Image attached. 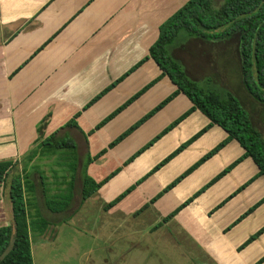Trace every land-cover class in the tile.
I'll return each instance as SVG.
<instances>
[{
    "label": "crops",
    "instance_id": "obj_1",
    "mask_svg": "<svg viewBox=\"0 0 264 264\" xmlns=\"http://www.w3.org/2000/svg\"><path fill=\"white\" fill-rule=\"evenodd\" d=\"M186 1L0 0V161L26 156L39 135H67L81 183L88 157L86 174L103 182L76 213L91 201L111 229L133 219L144 235L184 232L216 264H264V175L149 56ZM186 47L174 56L204 79ZM246 105L263 133L264 106ZM11 224L0 185V227Z\"/></svg>",
    "mask_w": 264,
    "mask_h": 264
},
{
    "label": "trees",
    "instance_id": "obj_2",
    "mask_svg": "<svg viewBox=\"0 0 264 264\" xmlns=\"http://www.w3.org/2000/svg\"><path fill=\"white\" fill-rule=\"evenodd\" d=\"M189 40L200 42L197 53H192L193 58L197 59L198 54L205 55L207 48H212L224 54L227 60L235 59L249 100L264 106V0H224L218 8L212 7L211 0H187L160 25L158 38L149 50V56L157 63L162 75L177 87L175 93H184L192 102V110H200L229 138L237 140L245 150L244 156L251 157L264 175V136L253 120L255 111H251L250 106L235 94L210 88L215 75L209 73V78L206 76L199 83L187 74L173 50L186 47ZM212 67H217L215 62ZM68 125H75V122ZM50 159H57L56 162L60 159L70 175L64 189L57 187V179L54 182L56 189H43L47 209L60 214L73 200L79 165L72 138L67 135L57 137L55 133L47 137L39 135L35 147L26 156L19 160L0 161V185L10 201L12 216L11 225L0 227V264H33L30 233L45 231L50 222L42 217L34 203L32 170H37L43 160ZM89 161L90 157L81 174L80 203L94 195L103 183L94 182L86 174ZM53 173L57 175L56 171ZM40 178L44 186L43 176ZM122 196L106 207L114 205Z\"/></svg>",
    "mask_w": 264,
    "mask_h": 264
},
{
    "label": "rangeland",
    "instance_id": "obj_3",
    "mask_svg": "<svg viewBox=\"0 0 264 264\" xmlns=\"http://www.w3.org/2000/svg\"><path fill=\"white\" fill-rule=\"evenodd\" d=\"M223 1L211 0V5L218 8ZM206 51L205 55L198 54L197 61L199 66H204L206 73L215 75L211 79L212 86L209 87L229 91L245 105L250 102L242 86L235 59L227 60L224 54L212 48H207ZM189 53L197 51L188 44L185 55ZM189 60H193L192 57ZM212 62L216 63V68L212 67ZM198 68L195 63V69L192 68L191 71L200 78L202 75L197 74ZM201 80L204 79L196 81L202 83ZM257 118L259 119L258 116ZM257 118L264 133V125ZM261 119L264 124V114ZM56 160H43L37 170H32L35 182L34 203L42 217L50 222L45 231L30 233L33 264H216L200 250L193 239L180 230L171 231L168 228V231L155 230L152 235H144L145 224L133 219L125 224L128 230L111 229L107 225L108 221L102 217L103 214L101 216L98 213L97 207L90 205L91 201H87L76 213L81 201L79 171L75 175L74 198L70 206L63 213L51 214L44 203L43 189L49 186L55 188L53 182L56 179L59 181L61 176H66L68 180L70 176L66 165H61L60 159ZM41 176L44 186L41 184Z\"/></svg>",
    "mask_w": 264,
    "mask_h": 264
}]
</instances>
